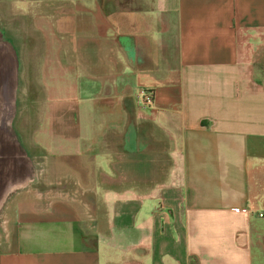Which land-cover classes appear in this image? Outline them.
<instances>
[{"label": "crops", "instance_id": "obj_1", "mask_svg": "<svg viewBox=\"0 0 264 264\" xmlns=\"http://www.w3.org/2000/svg\"><path fill=\"white\" fill-rule=\"evenodd\" d=\"M19 1L44 78L0 264H264V0Z\"/></svg>", "mask_w": 264, "mask_h": 264}, {"label": "rangeland", "instance_id": "obj_2", "mask_svg": "<svg viewBox=\"0 0 264 264\" xmlns=\"http://www.w3.org/2000/svg\"><path fill=\"white\" fill-rule=\"evenodd\" d=\"M19 0H0V33H2L7 41L14 45V48L21 53V76L24 74L23 87L20 90V104L18 106V116L22 115L17 125L16 133L19 138L25 140V145L32 148L33 134L39 128L38 109L39 99L42 98V81L44 78L38 72L40 41L38 35L33 30L31 24L32 9H22ZM27 82L28 89L31 92L33 103L27 102L23 95L25 84ZM68 86L72 82L68 79ZM27 89V88H26ZM27 89V90H28ZM41 90V91H40ZM69 92V91H68ZM67 92V93H68ZM66 93V94H67ZM71 96V95H70ZM74 100V99H73ZM69 101H67L68 103ZM70 107V106H68ZM17 116V118H18ZM67 130V128L65 127Z\"/></svg>", "mask_w": 264, "mask_h": 264}, {"label": "flooded vegetation", "instance_id": "obj_3", "mask_svg": "<svg viewBox=\"0 0 264 264\" xmlns=\"http://www.w3.org/2000/svg\"><path fill=\"white\" fill-rule=\"evenodd\" d=\"M0 48V110L3 107L12 108L13 104L17 108L20 104L19 100L21 95H19V93L20 90H22L21 87H23L22 82L24 79V74L21 76V74L23 73H21L22 55L21 53L19 54L18 50L14 48V45L11 42L7 41L4 35L2 39L0 38ZM24 84L25 91H23V95L26 97L25 100L27 102L33 103L31 99V92L29 91L28 86H26L27 82L25 81ZM21 117L22 115L19 114L18 118H16V121L14 122L13 126L15 133ZM20 142L23 149L28 153L27 157H29V154L32 153V149L25 145L26 142L22 139V137L20 139ZM7 152L8 153H5V150L0 147V160H14L15 165L19 167V170L12 176L11 179H9L10 189L14 186L16 187L17 185H19L23 181L24 177H31L33 172L31 171L27 161L25 160V155L22 154V151L14 152V150L8 148ZM6 168L7 167L5 166L0 169L1 175H6ZM11 174L12 173H9V176Z\"/></svg>", "mask_w": 264, "mask_h": 264}, {"label": "water", "instance_id": "obj_4", "mask_svg": "<svg viewBox=\"0 0 264 264\" xmlns=\"http://www.w3.org/2000/svg\"><path fill=\"white\" fill-rule=\"evenodd\" d=\"M0 38H3L2 33H0ZM1 49V48H0ZM18 115V107L13 104L12 108L3 107L0 110V147L5 150V153H8V148L15 151H22V154L25 155V160L28 165H30V158L27 157L28 153L23 149L20 142L19 136L14 131V122L16 121ZM2 155V154H1ZM7 167L6 175L0 174V205L7 195L18 186L27 184L31 177H24L23 181L16 187L9 189V179L19 170L14 160L1 161L0 160V169ZM9 173H12L9 176Z\"/></svg>", "mask_w": 264, "mask_h": 264}, {"label": "built area", "instance_id": "obj_5", "mask_svg": "<svg viewBox=\"0 0 264 264\" xmlns=\"http://www.w3.org/2000/svg\"><path fill=\"white\" fill-rule=\"evenodd\" d=\"M144 99H145V101H146L147 103H150V101H151V96L145 94V95H144ZM261 216H262V215H261Z\"/></svg>", "mask_w": 264, "mask_h": 264}, {"label": "bare ground", "instance_id": "obj_6", "mask_svg": "<svg viewBox=\"0 0 264 264\" xmlns=\"http://www.w3.org/2000/svg\"><path fill=\"white\" fill-rule=\"evenodd\" d=\"M3 49H4V47H3Z\"/></svg>", "mask_w": 264, "mask_h": 264}]
</instances>
